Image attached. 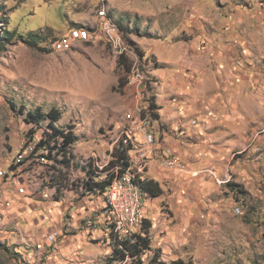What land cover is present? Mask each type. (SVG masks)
Returning a JSON list of instances; mask_svg holds the SVG:
<instances>
[{
    "label": "rangeland",
    "instance_id": "rangeland-1",
    "mask_svg": "<svg viewBox=\"0 0 264 264\" xmlns=\"http://www.w3.org/2000/svg\"><path fill=\"white\" fill-rule=\"evenodd\" d=\"M99 10L113 21L116 43L106 40ZM74 30L89 38L58 48ZM176 75L203 95L171 91ZM149 81L158 105L193 106L189 121L199 129L186 139V162L196 166L192 219L163 195L143 208L152 223L144 264L156 251L166 262L264 264V0H0V264H105L106 200L52 187L53 162L39 155L47 152L29 149L48 122H27V113L56 107L60 124L75 127L74 189L79 167L92 157L109 162L131 122L148 117L151 130L181 132L177 118L151 120ZM173 228L181 238L169 247Z\"/></svg>",
    "mask_w": 264,
    "mask_h": 264
},
{
    "label": "trees",
    "instance_id": "trees-1",
    "mask_svg": "<svg viewBox=\"0 0 264 264\" xmlns=\"http://www.w3.org/2000/svg\"><path fill=\"white\" fill-rule=\"evenodd\" d=\"M8 36H11L10 31L6 32ZM32 36V35H31ZM37 44V43H36ZM31 47H35L33 41H29ZM143 57V53H140ZM121 61L125 64L127 60L126 57L121 56ZM128 71L131 70V66L128 67ZM124 83V82H123ZM149 86L150 98L148 102V113L151 116V120L159 121L160 115L158 110H160L159 105L156 102V95L153 92V87L151 86V81L147 82ZM125 85V84H121ZM28 121L34 122L37 125L42 121H47L48 125L44 131V134L34 145L31 156L34 157L40 151L47 152V155L39 154L43 160L52 161L53 172L50 174V180L52 181V187L56 189L57 192H62L65 188L68 190H75L79 194L80 199L85 197H91L94 194H99L106 199V193L108 187L111 183L118 178L120 175L126 172L130 166L128 151L132 145L124 144L123 140H119L113 147L110 153V159L108 165L105 167L104 171H111L109 175L104 177V171H98L89 163L85 166H80L79 169L84 173L83 178L80 180L78 185L74 189L67 186L68 174L70 168L73 167L74 160L72 158V148L73 145L79 141L78 136L75 134V127L67 124H60L62 120L63 113L59 108L52 107L47 113H43L41 109L34 111H29L27 113ZM30 141L33 142L32 139ZM60 166V167H59ZM55 171V173H54ZM81 181V183H80ZM145 195L150 199H155L163 194V190L160 184L145 175V173L137 174L132 180ZM108 210V207H106ZM108 228L110 233V240L112 244V252L105 259V264H126L130 260V264H144L143 255L151 250L150 246V231L152 228V223L148 219H143L142 223L136 233L133 234L132 240H118L117 236L114 234L112 227L109 225ZM145 264H192L190 261H184L182 259L173 260L170 262L163 261L160 257L159 251H156L154 255Z\"/></svg>",
    "mask_w": 264,
    "mask_h": 264
},
{
    "label": "built area",
    "instance_id": "built-area-1",
    "mask_svg": "<svg viewBox=\"0 0 264 264\" xmlns=\"http://www.w3.org/2000/svg\"><path fill=\"white\" fill-rule=\"evenodd\" d=\"M98 15L102 18V32L106 40L116 43L117 34L116 36L114 34L116 27L113 21L109 19L105 10H99ZM87 38H89L87 31L74 30L68 38L60 39L56 44L58 48H68L71 45V40H87ZM136 79H140L139 74ZM137 82L140 84L139 80ZM127 118L133 119L131 115H127ZM150 123L148 117L141 121L131 122L130 126L126 127L116 139V143L123 140L124 144L132 145L128 151L130 166L125 173L111 183L105 199L109 214L107 223L112 227L118 240H132L133 234L137 232L143 220V203L146 195L133 184L134 176L145 173L152 164L160 165L169 171H185L186 168L183 161L174 156L165 155L159 150L155 133L150 129ZM139 135H141V139L138 140ZM29 149L32 152L33 148L29 147ZM22 158L24 155L21 153L19 159ZM92 158V166L99 171H104L108 162L103 163L98 161L97 157ZM110 172L104 171V177ZM49 239L52 240L53 237L50 235Z\"/></svg>",
    "mask_w": 264,
    "mask_h": 264
},
{
    "label": "crops",
    "instance_id": "crops-1",
    "mask_svg": "<svg viewBox=\"0 0 264 264\" xmlns=\"http://www.w3.org/2000/svg\"><path fill=\"white\" fill-rule=\"evenodd\" d=\"M182 80H184V78H180L178 77V75L174 76L173 78L168 77L171 91H176V92H181V93L185 92V94H183L186 97L185 100H190L189 97L191 96H194V99L196 100L197 98L203 95L202 91L193 92L195 90L193 89V87H190L189 81H187L188 79L185 80V82L181 84ZM203 80L204 79L199 77L198 84L200 85V87L203 86V83H204ZM191 90H192V95L188 96L187 92ZM159 98L161 97L159 96ZM159 107H160V110H158V113L160 115V123L164 124L170 121H174L177 118L179 124L181 123V127H180L181 132L177 135L176 133L174 134L171 130L169 131V129L165 128L163 130H158L156 127H153L155 137L158 143V148L159 150L163 152V154L168 155V156H174L180 159L181 161H183L186 165V168H185V171H181V170L169 171L161 167L160 165L152 164L145 171V175L149 177L150 179L158 182L160 186L164 188L162 195L168 198L167 201L169 203L173 202L174 199H178L176 200L178 201V203L173 204L174 206L172 208L176 210L177 214H180L179 210L182 212H185L186 217H188L187 220H189L190 218L192 219L191 215L193 214V211H194V205L191 204L188 194H190L189 190L191 189V183L194 181L192 179L195 176L194 172L192 171H194L196 166L194 164L193 165L187 164L186 162V160H188V158L191 156V153L187 152L189 148L191 149V147L187 146L186 139L188 136H192V134H194V132H196V130L199 129L198 128L199 125L194 128L191 126L192 124H190V121H189L192 119L193 116L197 114L196 109H193V106L191 107L188 106V108L177 107L178 109H175V108L171 109V108L166 107L165 105L163 106L159 105ZM193 122L194 121H192V123ZM186 146L189 148H187ZM187 168H189V173L191 174L189 175L190 176L189 178L187 177L185 178ZM71 170H72V167L70 168V173H71ZM81 175L84 176V173L82 172ZM181 177L185 179L181 180ZM168 189L170 191V195L167 196L166 193H168ZM69 191H72V190H69ZM156 200H159V198L149 201L147 197H144L143 208H148V207L154 208ZM172 213L174 216V212ZM144 218L146 219L145 214H144ZM172 231L167 233V237H166L167 238L166 241H168V243L171 244L169 247L173 246L172 245L173 243H171L170 240L175 241L176 239H179V237L181 238V236L178 233L179 228L177 229L173 228Z\"/></svg>",
    "mask_w": 264,
    "mask_h": 264
}]
</instances>
